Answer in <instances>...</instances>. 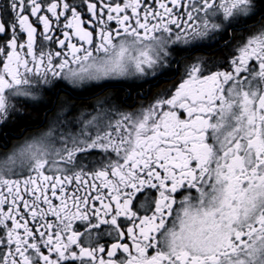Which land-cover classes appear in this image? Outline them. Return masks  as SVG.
<instances>
[{
    "label": "snow or ice",
    "instance_id": "obj_1",
    "mask_svg": "<svg viewBox=\"0 0 264 264\" xmlns=\"http://www.w3.org/2000/svg\"><path fill=\"white\" fill-rule=\"evenodd\" d=\"M0 264H264V0H3Z\"/></svg>",
    "mask_w": 264,
    "mask_h": 264
},
{
    "label": "flooded vegetation",
    "instance_id": "obj_2",
    "mask_svg": "<svg viewBox=\"0 0 264 264\" xmlns=\"http://www.w3.org/2000/svg\"><path fill=\"white\" fill-rule=\"evenodd\" d=\"M2 2H3V0H0V3H2ZM203 54H205V55H220V53H218V51L216 53H213L210 48L205 49L203 51ZM169 76H175V72L169 73ZM113 83L118 84V85H122L123 89L130 93L127 97H125L126 100H128L131 93H133L134 101L129 102V103L127 102L129 109H134V108H137L140 106V103L142 102V100L144 98L145 92H154L155 90H157V88H156L153 91H151V88L155 87L156 85H153L151 88H149L148 85H144L143 87L133 86L132 84H130L127 81H115ZM65 84H66V82H65ZM66 86L71 88V85H66ZM167 86L168 85L163 80H161L160 86L158 88L163 89L164 87H167ZM134 87H135V90H133ZM137 93H139L140 97H139V95H137ZM35 110L36 109H29V111H35ZM145 192L147 193L148 190H145ZM193 194H195V193H193ZM138 195H144V193H141Z\"/></svg>",
    "mask_w": 264,
    "mask_h": 264
},
{
    "label": "trees",
    "instance_id": "obj_3",
    "mask_svg": "<svg viewBox=\"0 0 264 264\" xmlns=\"http://www.w3.org/2000/svg\"><path fill=\"white\" fill-rule=\"evenodd\" d=\"M219 53V52H218ZM160 86V84L157 86H155V87H152L151 88V91H153L154 89H156V88H158ZM127 97V96H126ZM139 97H140V95H139ZM132 101H134V95H133V93H131V95H130V97H129V99L127 100V102L129 103V102H132ZM35 111H37V110H35ZM35 111H32V112H35ZM31 123H33V124H36V123H38V121H32Z\"/></svg>",
    "mask_w": 264,
    "mask_h": 264
}]
</instances>
